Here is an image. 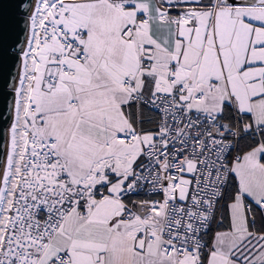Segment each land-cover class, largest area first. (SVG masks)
<instances>
[{
	"label": "snow or ice",
	"instance_id": "6c2138e0",
	"mask_svg": "<svg viewBox=\"0 0 264 264\" xmlns=\"http://www.w3.org/2000/svg\"><path fill=\"white\" fill-rule=\"evenodd\" d=\"M5 103L0 264H264V0H34Z\"/></svg>",
	"mask_w": 264,
	"mask_h": 264
},
{
	"label": "water",
	"instance_id": "95a60500",
	"mask_svg": "<svg viewBox=\"0 0 264 264\" xmlns=\"http://www.w3.org/2000/svg\"><path fill=\"white\" fill-rule=\"evenodd\" d=\"M33 4L34 0H0V111L16 84Z\"/></svg>",
	"mask_w": 264,
	"mask_h": 264
},
{
	"label": "bare ground",
	"instance_id": "6f19581e",
	"mask_svg": "<svg viewBox=\"0 0 264 264\" xmlns=\"http://www.w3.org/2000/svg\"><path fill=\"white\" fill-rule=\"evenodd\" d=\"M31 14V13H30ZM30 16V15H29ZM27 39H28V31H27V34H26V38H25V43H24V48L23 50L25 49L26 45H27ZM22 50V51H23ZM22 53V52H21ZM19 72H20V63H19V68H18V74H17V80L16 82L18 81V77H19Z\"/></svg>",
	"mask_w": 264,
	"mask_h": 264
}]
</instances>
